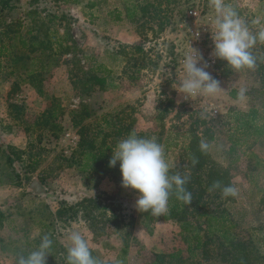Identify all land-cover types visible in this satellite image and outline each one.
<instances>
[{"label": "rangeland", "instance_id": "374dc122", "mask_svg": "<svg viewBox=\"0 0 264 264\" xmlns=\"http://www.w3.org/2000/svg\"><path fill=\"white\" fill-rule=\"evenodd\" d=\"M27 1L18 0V4H13L16 8L0 13V41L11 50L0 57V211L6 214L0 229L2 245L20 246L37 238L45 206L53 212L59 200L71 204L83 197L101 199L106 195L111 200L98 202L87 218L80 213L72 217L68 212L55 221L59 245L67 248L69 232L79 230L88 240L93 255L104 262H115L124 245L125 264H148L152 255L167 257L176 250L185 257V246L175 223L159 220L149 225L150 233L142 227L141 213L135 207L137 193L121 187L119 168L104 172L102 163L85 171L79 169L80 158L75 151H82V147L77 148L76 131L82 127L84 141L94 139L95 151L113 152L117 143L132 132L140 137L154 136L164 146L168 162L176 167V153L188 141L186 132L193 130L205 140L201 135L203 126L199 125L205 121L204 127L212 125L214 129L207 151L216 163L226 166L223 153L226 144L218 121L231 108L264 109V45L258 43L253 50L257 57L255 70L235 72L216 59L210 36L214 13L208 0H176L175 5L161 8L157 14L142 16L135 11L132 20L125 19L124 14L126 8L133 9L134 0H43L45 7L56 9L60 19L53 22L50 32L52 46L59 42L69 45L67 39L73 40V51L80 53L77 58L89 57L80 60L79 68L106 77L104 88H94L88 95H82L69 85L66 71L71 68L67 62L70 55L63 52L58 56L57 67L34 82L24 80L26 74L38 67L31 60L33 55L17 45L18 38H27L29 23L24 16ZM142 1L135 0L139 5ZM225 2L248 22L251 31L264 28V0ZM190 9L199 13L195 21L185 18ZM159 23L164 25L161 29ZM193 29L201 34L198 40H193V47L205 57L213 58V64L206 70L224 89L214 98L186 99L175 87L180 79L176 73L180 61L176 50L184 51V39L190 38ZM34 33L31 35L40 38ZM63 35L65 39L60 41ZM240 89H246V99L242 101L237 99ZM167 100H172L171 108H166ZM53 110L54 121L61 127L55 138L43 123ZM80 115L88 116L79 121ZM103 118L111 121L113 127H105ZM73 123L80 124L76 127ZM127 127L131 130L129 134L121 130ZM118 128L120 135L114 137ZM100 131L109 133L102 150L98 148ZM175 133H178L176 147L170 143ZM164 139L170 143L168 147ZM248 150L261 160L262 174L251 177L252 182L248 183L246 170L251 162L244 159L229 168L231 183L238 189L229 210L232 219L240 224L234 231L242 239L247 238L251 227L264 225V207L258 202L257 192V187L264 189V137L250 144ZM25 173L29 182H18ZM32 180L40 183L44 195L34 196L27 190ZM108 203L115 217L110 221H106L102 209ZM2 245L0 264H10L11 254L6 252V256ZM207 248L213 251L212 258L205 261L197 252L196 263L221 264L215 259V246Z\"/></svg>", "mask_w": 264, "mask_h": 264}, {"label": "trees", "instance_id": "16d2710c", "mask_svg": "<svg viewBox=\"0 0 264 264\" xmlns=\"http://www.w3.org/2000/svg\"><path fill=\"white\" fill-rule=\"evenodd\" d=\"M142 2V5H139L140 3L134 0L133 9H125V19L132 20L135 16V11L141 12L142 16L147 13L157 14L161 8L172 7L176 4V0H143ZM14 3L18 4V0H0V13L16 8L13 5ZM24 16L29 23L25 33L27 38H18L17 45L21 50H25L29 55H33L31 60H35L38 66L37 71H31L26 74L24 80L34 82L41 74L47 73L49 69L57 67L58 56L63 52L64 55H70V59L67 62L71 68L67 69L66 73L69 85L73 90L79 94L88 95L94 88L102 89L105 87L106 77L98 75L91 69L86 68L84 70L82 67L79 68L80 60H89V57L81 55L79 57L80 60L77 58V55L80 53L73 51V40L67 39L70 40L68 42L65 40L67 42L66 44L69 45H63L59 42L54 45L55 47L52 46L50 32H53V22L59 18L54 7H45L43 0H28L25 5ZM166 19H169V17ZM157 26L161 29L164 25L162 26L159 23ZM31 33L39 34L40 38L31 35ZM30 39L33 41L31 42ZM63 39H65L64 35L60 38V41ZM9 49V45H4L0 41V57L7 55V52L11 51ZM262 69L264 72V67ZM171 107L172 100H167L166 108ZM86 116L88 115L78 116L80 118L79 121ZM45 118L43 123L46 131L50 136L55 138L61 132V127L54 121V110L48 113ZM218 122H220V126L222 127L226 144L225 151L223 152L226 166L216 163L208 151L201 153L198 145L204 138L198 137L193 130L187 131L185 137H188V141L185 145L182 144L181 151H177V166L172 167L170 174L176 171L190 173V182L187 187L193 194L192 202L189 205H183L175 199V196H172L169 200V211L166 214L154 217L149 213H141V225L147 233H150L148 231L149 225L159 220L175 223L178 227L181 241L185 246V257L181 256V251L176 250L174 253L167 255V257L152 255V259L148 264H197L195 261L197 252H200V257L204 258L205 261L212 258L213 251L207 248L208 245L215 246L214 256L221 264H264V225L251 227L247 238L242 239L234 231L240 224L237 220L232 219V213L229 210V206L234 203V198L229 197L227 200H222L218 192L209 194L207 191L208 186L213 180L221 179L224 183L231 182L229 168L241 159H244L247 163L251 162L246 170V173H248V183L252 182L251 177L256 178L258 174H262L261 160L252 151H249L248 147L257 139L264 137V109L249 107L245 111H240L231 108L227 110ZM102 123L105 127H113L111 121H106L104 118L102 119ZM79 124L77 123L76 125V123H73V126L76 125L77 127ZM199 125L203 126L201 135L205 137V141H211L214 135L212 125L204 127L207 125L205 121H201ZM120 129L118 128L114 133V137L120 135ZM121 130L126 131L125 134L131 132L129 127ZM76 134L78 135L77 148L82 147V151H75L77 157L80 158L79 169L85 171L91 166H97L103 163V171H111L108 162L111 158L112 151H95L97 148L95 147L94 139L84 141L82 127L76 131ZM108 134L102 131L99 132L101 137L98 146L99 149L102 150L104 147L105 140L109 136ZM176 134L178 135V133H175L173 135L174 139H171L170 142L174 147L177 146ZM166 140L164 139L163 143L168 147L170 143H167ZM8 156L6 155L5 157L6 161L9 159ZM193 157L198 160L195 167L192 166ZM115 167L119 168V164ZM29 180L27 173L23 174L21 178H18V182L20 183H28ZM257 192L260 194L258 202L264 207V189L257 187ZM102 197L101 199L98 197H83L79 201L71 204H67L64 200H59L57 202L58 207L53 212L45 206V217L39 221L41 232L31 242L25 241L20 246L14 243L12 245H2L3 243L0 238L2 251L5 252L6 256H8L7 253L11 254L12 263L10 264H16L19 256H26L29 252L37 248L41 237L45 234H48L53 240V245L49 250V256L47 258V264H66L67 248L59 245L56 240L58 233L55 221L68 212L71 213L70 216L72 217H76L80 213L87 218L86 215L90 214L91 210L98 205V202L101 204L102 201L111 200L106 195H102ZM109 204L103 205L102 208L106 221L115 218L114 209ZM106 212L109 213V216L105 215ZM5 220L6 214L0 211V229L2 228V222ZM115 225L117 227L119 226L118 223H115ZM126 252L124 245L119 249L115 262H104V264H117V262L118 264H125L124 256Z\"/></svg>", "mask_w": 264, "mask_h": 264}, {"label": "clouds", "instance_id": "9594fccd", "mask_svg": "<svg viewBox=\"0 0 264 264\" xmlns=\"http://www.w3.org/2000/svg\"><path fill=\"white\" fill-rule=\"evenodd\" d=\"M208 3L214 13L210 31L214 45L212 55L235 72L255 70L257 57L253 50L258 43L264 45V28L255 33L251 31L248 22L225 0H208ZM208 67L202 53L188 43L187 51L180 61V79L175 85L178 93L186 99L214 98L222 93L224 89L221 82L206 70ZM237 99H246V89L239 90ZM208 147L207 141L199 142L201 153H206ZM197 163L198 160L193 157L192 166L195 167ZM117 164L121 187L137 193L135 207L140 213H149L154 217L166 214L172 196L183 205H189L193 200V194L187 187L190 173L176 171L170 174L173 165L165 157L164 146L154 136L140 137L132 132L120 140L108 166L112 168ZM207 191L209 194L218 192L222 200L238 195L234 184L224 183L221 179L213 180ZM67 240L66 264H104L92 254L89 242L81 231L71 230ZM52 245L51 237L43 235L37 248L26 256H19L16 264H47Z\"/></svg>", "mask_w": 264, "mask_h": 264}, {"label": "built area", "instance_id": "2783aa9c", "mask_svg": "<svg viewBox=\"0 0 264 264\" xmlns=\"http://www.w3.org/2000/svg\"><path fill=\"white\" fill-rule=\"evenodd\" d=\"M198 14L199 13L197 11L190 9L185 13V18L187 20L195 21L198 18ZM197 33H199L198 37L196 36ZM189 34H190V38L189 39L185 38L184 42H183V44L185 46L184 51H182L181 49L176 50L177 54L180 57V61L182 60L185 52L187 51L188 43H190L191 46L193 47V43H192L193 40H198V38L201 36L200 32H198L194 29ZM203 57H204V60L208 63V65L213 64V58L212 57H210V56L205 57L204 55H203ZM180 61H179V65L176 69V73L178 75H180ZM212 114H215V111H212Z\"/></svg>", "mask_w": 264, "mask_h": 264}, {"label": "water", "instance_id": "95a60500", "mask_svg": "<svg viewBox=\"0 0 264 264\" xmlns=\"http://www.w3.org/2000/svg\"><path fill=\"white\" fill-rule=\"evenodd\" d=\"M27 190L34 196H41L45 194L44 188L36 180H32L29 183V185L27 186Z\"/></svg>", "mask_w": 264, "mask_h": 264}]
</instances>
